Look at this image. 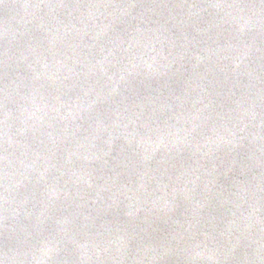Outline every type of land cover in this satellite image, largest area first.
Returning a JSON list of instances; mask_svg holds the SVG:
<instances>
[{
    "label": "water",
    "instance_id": "water-1",
    "mask_svg": "<svg viewBox=\"0 0 264 264\" xmlns=\"http://www.w3.org/2000/svg\"><path fill=\"white\" fill-rule=\"evenodd\" d=\"M0 264H264V0H0Z\"/></svg>",
    "mask_w": 264,
    "mask_h": 264
}]
</instances>
